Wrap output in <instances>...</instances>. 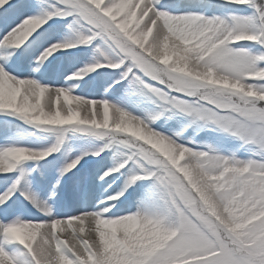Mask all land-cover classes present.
<instances>
[{
  "label": "snow or ice",
  "instance_id": "1",
  "mask_svg": "<svg viewBox=\"0 0 264 264\" xmlns=\"http://www.w3.org/2000/svg\"><path fill=\"white\" fill-rule=\"evenodd\" d=\"M0 264H264V0H0Z\"/></svg>",
  "mask_w": 264,
  "mask_h": 264
}]
</instances>
